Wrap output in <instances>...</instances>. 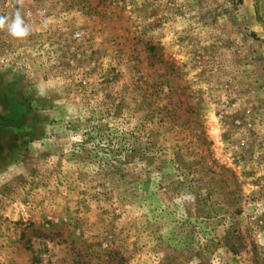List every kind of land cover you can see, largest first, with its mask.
<instances>
[{
    "label": "rangeland",
    "instance_id": "374dc122",
    "mask_svg": "<svg viewBox=\"0 0 264 264\" xmlns=\"http://www.w3.org/2000/svg\"><path fill=\"white\" fill-rule=\"evenodd\" d=\"M0 264H264V0H0Z\"/></svg>",
    "mask_w": 264,
    "mask_h": 264
},
{
    "label": "clouds",
    "instance_id": "9594fccd",
    "mask_svg": "<svg viewBox=\"0 0 264 264\" xmlns=\"http://www.w3.org/2000/svg\"><path fill=\"white\" fill-rule=\"evenodd\" d=\"M6 29L9 34L16 38H24L29 35L30 27L25 24L19 10L9 22L8 16H0V30Z\"/></svg>",
    "mask_w": 264,
    "mask_h": 264
}]
</instances>
